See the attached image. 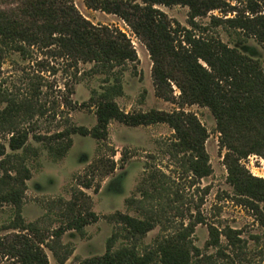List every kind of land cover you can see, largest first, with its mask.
<instances>
[{
    "label": "trees",
    "instance_id": "obj_1",
    "mask_svg": "<svg viewBox=\"0 0 264 264\" xmlns=\"http://www.w3.org/2000/svg\"><path fill=\"white\" fill-rule=\"evenodd\" d=\"M237 1L243 3L242 11L237 12L225 0H84L87 9L114 15L131 29L148 52L156 97L177 104L180 109L170 113L154 110L148 113H124L114 101L122 94L119 77H115L109 89L100 93L96 99L91 97L89 100L96 108V124L92 129L70 126L53 138L56 141L67 139L68 148L72 135L91 137L98 141L107 140L111 121L128 127L165 124L173 132L172 154L184 161L186 172L193 178L203 179L212 173L205 150L207 131L196 115L185 112L183 107L195 105L207 108L216 122L220 148L225 151L223 165L227 173L226 182L232 187L239 203L257 211L258 204L264 203V178L251 176L240 161L250 155H264V70L258 60L241 54L220 40L205 36L206 27L195 22L197 18L206 17L209 12L219 11L226 18L221 20L211 17L212 26L223 23L230 29L254 38L264 47V0ZM7 3L10 5L7 9L0 8V58L8 53H18L22 59H27L33 55L31 49H35L45 57L64 61L71 69H76L78 64H92L94 73L113 72L127 63L135 64L139 61L130 39L124 33L107 26L91 24L78 12L72 0H7ZM159 6L187 7L190 29L173 24L157 8ZM228 13H234V16L228 15L227 18ZM34 62L41 73L54 76L58 72L42 59ZM71 77L74 84H77L80 75L75 72ZM173 86L179 92L177 99L173 94ZM68 92L72 94V91ZM32 93V97L39 96V90ZM0 99L8 102L3 120L9 135L8 149L15 152L25 146L29 133L19 130L10 114L14 112L15 117L21 115L29 118L44 114L32 100L16 103L2 95ZM64 106H71V102L65 99ZM33 138L36 141L42 140L39 136ZM114 156L111 150L108 160L99 158L91 164V172H96L100 179L112 174L116 167ZM0 157H5L0 160V165L12 157L6 155L2 145ZM12 167L14 176H9L5 170L0 179V204L14 207L15 218L6 229L17 231V234L11 240L0 243V249L5 257L14 259L16 264H48L43 246L53 252V244L61 245L60 238L66 231L82 234L88 223L97 221V216L91 211L81 213L77 210L82 198L89 201V197L78 190L72 195V200L64 204L60 214L67 219V224L45 238L37 224L25 223L21 217L25 182L30 180V171L18 160ZM83 188L90 189L91 184L86 182ZM97 191L95 188L94 192ZM108 219L120 226L124 238L131 244L114 249L120 234H113L107 240L103 255L85 259L78 264L213 262V257L202 256L191 240L195 227L203 223V219L190 222L179 232L157 240L153 246L144 247L143 251L137 246L155 227L152 220H140L122 213H115ZM239 235V231L229 227L218 230L208 225L205 247L219 250L220 237H223L226 248L240 249L245 241ZM71 254V250L67 251L58 262L64 264ZM225 264L236 262L227 257Z\"/></svg>",
    "mask_w": 264,
    "mask_h": 264
},
{
    "label": "rangeland",
    "instance_id": "obj_2",
    "mask_svg": "<svg viewBox=\"0 0 264 264\" xmlns=\"http://www.w3.org/2000/svg\"><path fill=\"white\" fill-rule=\"evenodd\" d=\"M72 1L78 12L91 24L124 33L130 39L139 61L127 63L113 72L94 73L92 64H78L76 69H71L64 61L45 57L35 49H31L33 55L27 59H22L18 53H8L0 58V96L15 100L16 103L32 100L44 114L33 118L21 115L15 117L14 112L10 114L11 119L17 122V128L29 133L25 146L11 152L7 146V125L3 120L8 102L0 99V145L4 146L6 155L13 157L5 159L0 165V179L5 170L9 176H14L12 166L17 160L31 174L30 180L25 182L26 191L21 207L23 221L37 224L43 236L48 238L52 231L67 224V219L60 214L64 204L72 200V195L78 190L89 197V201L82 198L77 210L81 213L91 211L97 216V221L88 223L82 234L66 231L60 238L61 245L53 244V252L43 246L48 264H60L58 260L69 250L72 254L64 264H78L85 259L101 256L105 252L107 240L116 233L120 235L114 243V249L124 244L130 245L131 242L120 231V226L108 219L115 213L140 220L150 219L155 223L153 230L138 243L140 251L200 218L204 221L195 227L191 240L202 256L213 257L211 264H225L227 257L233 258L236 264H264V203H259L255 211L234 197L232 187L226 182L227 173L223 165L225 151L220 148L216 122L207 108L195 105L183 107L185 112L195 114L207 131L205 150L212 173L203 179L193 178L186 172L184 161L172 154L173 132L165 124L128 127L111 121L107 140L72 135L68 148L67 139L56 141L53 138L70 126L92 129L96 124V108L89 100L91 97L96 99L109 89L115 77H119L122 94L114 101L124 113H148L153 110L170 113L180 109L179 105L156 97L148 52L131 29L114 15L87 9L84 0ZM225 1L234 6L237 12L243 10V3L240 5L237 0ZM9 6L7 0H0V8L7 9ZM157 8L173 24L190 29L187 7ZM224 15L212 11L195 22L206 27L205 36L220 40L241 54L258 60L264 70V47L254 38L230 29L223 23L216 27L210 24L211 17L224 20ZM229 16H234V13ZM40 59L56 69L57 74L41 73L34 62ZM75 72L80 75L77 84L71 77ZM34 90H39V96L32 97ZM68 90L72 91L71 95ZM172 90L177 99L178 90L174 86ZM65 99L71 102V106H64ZM34 136L42 140L36 141ZM111 150L115 154V170L100 179L96 172H91L90 166L99 158L108 160ZM254 156L251 161L246 157L240 164L244 162L241 165L251 176L254 174L257 178H264V155ZM4 158L0 157V160ZM86 182L91 184L90 189L83 188ZM95 188L97 193L94 192ZM15 214L13 206L0 204V243L11 240L17 234V231L6 229ZM208 225L218 230L229 227L239 231V238L245 241V245H241L240 249L226 248L224 238L220 237L219 250L206 248ZM46 241L50 242V239ZM0 264H16V261L5 257L0 249Z\"/></svg>",
    "mask_w": 264,
    "mask_h": 264
},
{
    "label": "built area",
    "instance_id": "obj_3",
    "mask_svg": "<svg viewBox=\"0 0 264 264\" xmlns=\"http://www.w3.org/2000/svg\"><path fill=\"white\" fill-rule=\"evenodd\" d=\"M254 157H255L254 155H250V156H248V160L251 161L252 159H254ZM241 164L244 165V162L242 161ZM252 175L255 177L254 174H252Z\"/></svg>",
    "mask_w": 264,
    "mask_h": 264
}]
</instances>
